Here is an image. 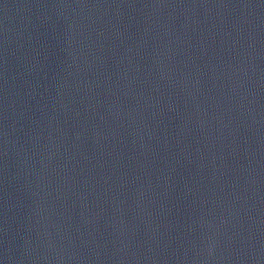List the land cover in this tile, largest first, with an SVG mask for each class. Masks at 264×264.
<instances>
[{"label": "water", "instance_id": "95a60500", "mask_svg": "<svg viewBox=\"0 0 264 264\" xmlns=\"http://www.w3.org/2000/svg\"><path fill=\"white\" fill-rule=\"evenodd\" d=\"M125 0H0V264H105Z\"/></svg>", "mask_w": 264, "mask_h": 264}]
</instances>
